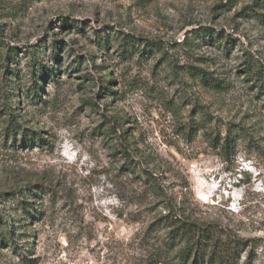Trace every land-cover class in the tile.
I'll use <instances>...</instances> for the list:
<instances>
[{
  "label": "rangeland",
  "instance_id": "374dc122",
  "mask_svg": "<svg viewBox=\"0 0 264 264\" xmlns=\"http://www.w3.org/2000/svg\"><path fill=\"white\" fill-rule=\"evenodd\" d=\"M250 64L264 70L261 0H0V264H170L143 238L161 207L129 163L263 264ZM198 125L243 139L226 157Z\"/></svg>",
  "mask_w": 264,
  "mask_h": 264
},
{
  "label": "trees",
  "instance_id": "16d2710c",
  "mask_svg": "<svg viewBox=\"0 0 264 264\" xmlns=\"http://www.w3.org/2000/svg\"><path fill=\"white\" fill-rule=\"evenodd\" d=\"M262 8L264 9V0ZM207 31V30H206ZM246 76L257 85L258 92L264 96V70L254 65H249ZM196 77L208 88L216 91L226 89V85L220 79L211 74L200 71ZM205 123V121H204ZM207 125H198L190 128L195 134L203 131L208 142L226 157L235 153L239 140L243 139V130L228 128L222 135L220 132L208 130ZM190 135V133H187ZM41 141V136L39 135ZM125 158L130 160L127 151ZM139 166V168H138ZM135 163L127 164L131 173L140 175L146 192L155 198V203L161 207L153 221L148 225L143 238L152 248H156V258L161 262L166 258L170 264H240L242 254L247 249V242L241 236L224 228L223 225L199 218L193 208L186 201L172 199L162 179L151 171L140 168ZM139 169V170H137ZM33 195L36 193L33 192ZM27 204V202H24ZM30 207V206H29ZM32 208V207H30ZM23 211L30 215L31 211L23 207ZM28 219L25 218L24 221ZM20 225V221H14ZM26 227L28 224H22ZM16 227V226H15ZM247 259L244 264L250 263ZM264 264V263H263Z\"/></svg>",
  "mask_w": 264,
  "mask_h": 264
}]
</instances>
